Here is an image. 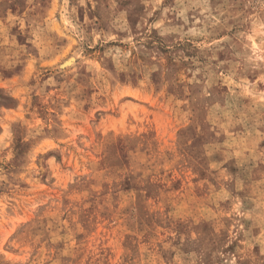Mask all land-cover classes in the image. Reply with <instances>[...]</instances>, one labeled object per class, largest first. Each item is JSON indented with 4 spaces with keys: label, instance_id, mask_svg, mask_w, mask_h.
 I'll return each instance as SVG.
<instances>
[{
    "label": "rangeland",
    "instance_id": "rangeland-1",
    "mask_svg": "<svg viewBox=\"0 0 264 264\" xmlns=\"http://www.w3.org/2000/svg\"><path fill=\"white\" fill-rule=\"evenodd\" d=\"M0 264H264V0H0Z\"/></svg>",
    "mask_w": 264,
    "mask_h": 264
},
{
    "label": "bare ground",
    "instance_id": "bare-ground-1",
    "mask_svg": "<svg viewBox=\"0 0 264 264\" xmlns=\"http://www.w3.org/2000/svg\"><path fill=\"white\" fill-rule=\"evenodd\" d=\"M69 59H70V58H69ZM73 59H74V58H72L71 61H69V62H72V63H73ZM69 62H68V61L65 62V63H64V66L70 65Z\"/></svg>",
    "mask_w": 264,
    "mask_h": 264
}]
</instances>
